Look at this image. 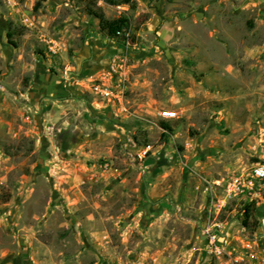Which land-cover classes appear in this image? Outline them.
I'll return each mask as SVG.
<instances>
[{"label": "rangeland", "instance_id": "1", "mask_svg": "<svg viewBox=\"0 0 264 264\" xmlns=\"http://www.w3.org/2000/svg\"><path fill=\"white\" fill-rule=\"evenodd\" d=\"M117 1L125 46L85 1L0 0V264H222L216 225L260 264L264 199L247 228L224 184L264 165V0Z\"/></svg>", "mask_w": 264, "mask_h": 264}, {"label": "built area", "instance_id": "2", "mask_svg": "<svg viewBox=\"0 0 264 264\" xmlns=\"http://www.w3.org/2000/svg\"><path fill=\"white\" fill-rule=\"evenodd\" d=\"M25 23L28 24L29 19H26ZM155 118L160 123H172L182 119L183 112L160 109L155 112ZM186 145L187 147L189 146V144ZM224 187L228 196L227 200L229 201H246L250 205L260 199H264L260 198L261 190L264 189V165H254L251 169L242 172L234 179L225 182ZM200 236L203 239L207 253L215 256L222 264H234L239 262L238 259L233 258L232 254L227 251V237L219 225L213 228H203ZM260 264H264V260Z\"/></svg>", "mask_w": 264, "mask_h": 264}, {"label": "trees", "instance_id": "3", "mask_svg": "<svg viewBox=\"0 0 264 264\" xmlns=\"http://www.w3.org/2000/svg\"><path fill=\"white\" fill-rule=\"evenodd\" d=\"M87 3L88 14L93 16L99 21L100 30L106 36L107 39L114 41L116 43L122 44L125 46L126 42L129 40L131 34V24L130 21L126 18L118 19H107L103 12L97 8L98 2H104L105 4L116 6L118 5L117 0H82ZM162 127L166 130L170 129V123L162 122ZM255 209V204H250L244 208V213L246 219L244 220V225L248 228L250 226L251 210ZM253 220V219H252ZM254 221H256L254 219ZM258 222H255L253 225L256 227Z\"/></svg>", "mask_w": 264, "mask_h": 264}]
</instances>
